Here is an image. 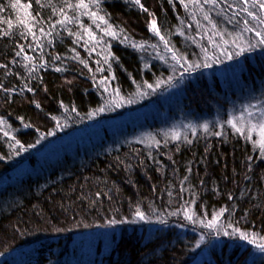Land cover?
Wrapping results in <instances>:
<instances>
[{
  "label": "trees",
  "instance_id": "trees-1",
  "mask_svg": "<svg viewBox=\"0 0 264 264\" xmlns=\"http://www.w3.org/2000/svg\"><path fill=\"white\" fill-rule=\"evenodd\" d=\"M78 3L0 0V177L35 148L32 163L0 185V195L27 186L7 210L0 208V254L42 239L69 240L115 224L119 234L113 247L103 263L96 264H187L195 253L197 231L221 210L218 224L227 232L247 234L264 244V159L253 139L224 123L228 108L217 80L198 78L185 85L188 101L183 107L189 108L187 118L218 121L221 126H208L207 131L188 128L179 139L156 135L159 130L150 128L146 142L124 135L113 148V142L99 140L90 146L102 152L78 167L57 171L43 149L48 137L98 117L95 114L107 108L112 91L118 90V97L135 98L137 90L149 84L159 82V88L167 89L175 81L177 64L199 68V60L210 52L221 58L232 52L234 58L244 49L239 61L243 59L249 69L254 62L263 68H254L249 77L242 75V91L259 77L262 84L252 89L264 95L262 51L256 47L248 51L253 37L239 44L230 37L243 34L247 13L240 8L245 5L236 0H218L216 5L204 0H141L147 9L143 11L134 0H85L87 8H76ZM247 7L255 12L250 3ZM65 16L72 22L58 23ZM153 20L163 40L150 30ZM249 25L259 28L251 19ZM219 29L227 44L215 35ZM109 30L114 35L106 34ZM173 127L184 131L183 123ZM65 156L64 151L58 154L59 159ZM14 180L19 185H7ZM137 210L145 216L142 227L160 222L166 230L142 242L139 232L130 227L139 220ZM229 245L223 242L224 251L230 253ZM249 252V247L242 249L232 264L244 263ZM43 254L38 252L37 263L47 261ZM214 256L216 264H225ZM221 256L226 257L224 252ZM248 264L264 261L254 257Z\"/></svg>",
  "mask_w": 264,
  "mask_h": 264
},
{
  "label": "rangeland",
  "instance_id": "rangeland-1",
  "mask_svg": "<svg viewBox=\"0 0 264 264\" xmlns=\"http://www.w3.org/2000/svg\"><path fill=\"white\" fill-rule=\"evenodd\" d=\"M236 1L240 2V0ZM227 8L232 9V5H227ZM254 11L258 12V16L264 17V12H260L258 6L254 8ZM246 19L250 21L251 18L246 15ZM257 30L264 32V28L259 27ZM218 32L222 35L224 34L223 30L219 29ZM240 35L241 34H236L230 37L235 39ZM242 36L243 39L249 36L250 41L251 37H253L255 42H252V44L256 45L255 47L259 51H262V60L264 61V45L258 43V38L254 33L243 32ZM208 43L210 45L213 44L210 42ZM225 49L228 50V48ZM249 50L250 47L248 51ZM244 51L238 52L242 53ZM231 53L232 52L226 55V57L221 58L219 55L210 52V54H207V58L199 60V68H195L187 63V67H184L182 62L181 65L177 64L175 69V81L171 83L173 85L167 89H161L156 87L157 84H153L152 88L143 87L141 90H137L135 98L118 97L114 94V91H112L107 108H103L104 111H98L95 114L98 117L90 119L83 124H73L71 128L66 127L61 134H54V136L44 140L43 149L48 150L45 158L53 162V164H51L53 166V171H57L67 166L75 165L78 167L86 160L102 152L103 149H96V147L90 146L99 140H103V144L113 142V148L121 144L118 140L123 139L124 135L130 136L131 140H144V142H146L152 132L150 128L159 130L156 135L159 134L164 137L172 138L171 136L173 135L181 136L185 134L186 136L184 132L188 128L196 127L200 128L199 130H204L203 125L205 124H207L209 128L210 126H221L218 121L207 123L197 121L195 118H187L189 116V108L183 107L187 105L188 101L184 86L190 82L199 81L200 79L198 78H202V81H208L210 83H214V81L217 80L219 88L223 89L222 92L224 95L222 99L226 101L228 108L227 113L222 116L224 123H227L229 120H235L237 117H242V124L246 128L248 118L244 111L245 108L255 111L251 106L256 105L257 108L264 109V95L258 94L257 89H252L262 84V80L259 77H253V80L246 86L244 91H242L243 86L240 78L242 75L249 77V72L255 71L254 68L258 71L263 67H260L254 62V66L249 69V67L244 64L243 59L239 61L242 56L240 55L241 53L239 56L236 55V52L234 58L232 57L229 59L228 57ZM205 64L209 66L205 67ZM234 91H236L237 94ZM222 92L215 94L217 95ZM117 104H119L118 107ZM216 114H218V112L216 111V107L213 106L212 115L215 116ZM254 119H258V117ZM181 123L184 125V131L181 130L179 132V129L173 126H178ZM227 125L232 128L228 123ZM238 126H240V124H238ZM244 136H246V133ZM252 139H257V136L253 134ZM255 147L264 159V154L261 153L257 146ZM34 150L35 148L32 147L28 152L24 153V159L20 163L14 162L12 164L8 174L0 177V185L5 186L3 184L7 181L6 177L10 178L9 180H13L14 175L18 173V171H21V168H24L26 165L29 166L32 163L31 154ZM63 151L66 156L59 159L58 154ZM41 166L45 168L44 163H41ZM32 171H34V168L30 167L28 173H32ZM18 181L19 180H14L7 185H19ZM25 188H27V186H17L15 187V191H11L9 194L7 193V195L1 194L0 208L2 210H7L11 205L13 197ZM210 221L212 220L204 223V228L201 227L200 232L197 231L194 247L195 253L187 264H216L214 254L221 257L225 264H232L236 255L239 254L242 249L248 247L250 252L245 258V264H248L254 257L258 258L260 262L264 261V251L257 247L259 243L253 240L252 243H249L247 240H241L240 238H238V240L228 239L232 235L240 237L241 234L237 232H227V230L218 224L219 221H216L212 227H207L206 225ZM141 223L145 222H142L141 219L132 221L130 227H134L139 232V237L144 243L146 240L155 239L156 235H160L163 230L165 231L167 226L166 224L156 222L159 223V225L147 224L142 227ZM225 233L228 234L226 235ZM118 234L119 229L113 224L75 234L69 240H60L55 237L42 239L41 241H36L1 253L0 264H40L37 263L36 259L38 252L44 253L43 255L46 257L47 261H43V264H45V262L59 263L60 261H62L63 264L103 263L104 256L111 251L114 238L117 237ZM247 237L251 240L249 235H247ZM224 241L230 242L228 248L231 249L230 253H232V256L229 255L230 253L228 251H224L226 248V246H223ZM235 247L236 250L233 251ZM222 252L225 253V258L221 256Z\"/></svg>",
  "mask_w": 264,
  "mask_h": 264
},
{
  "label": "snow or ice",
  "instance_id": "snow-or-ice-1",
  "mask_svg": "<svg viewBox=\"0 0 264 264\" xmlns=\"http://www.w3.org/2000/svg\"><path fill=\"white\" fill-rule=\"evenodd\" d=\"M92 3H98V0H91ZM134 2L139 5L143 11H147L146 8H144L143 4H141V0H134ZM205 3H208V4H212V5H216L218 0H204ZM240 3L245 5L244 7L240 8V11L241 12H244V13H247V16L251 18L252 21H255L256 22V25L260 28H264V17H260L257 15V13L253 12V11H250L249 8L247 7V5H249V3L251 4V6L253 8H256L258 6L260 12H264V0H240ZM16 5H13V7H15ZM30 6V5H29ZM69 7H72V5H69ZM76 8H87L88 7V4L85 3V0H79V3L75 5ZM239 13L238 12H233V15H238ZM91 15L96 18V13L93 12L91 13ZM206 20L208 19L207 16L204 17ZM100 21L103 23V17H99ZM72 21L70 19H68L66 16L63 20L61 21H58V23H71ZM250 24V21L248 19H245L243 21V32H252L254 33V35L258 38V43L260 45H264V32L262 31H258L256 29V27H250L249 26ZM9 27H11V25H9ZM150 30L153 31L157 36H160V29L158 28L157 26V22L155 20H153L151 22V25H150ZM28 31L31 32V27L29 26L28 27ZM6 34V33H5ZM108 35H114L113 32H111L110 30L106 33ZM34 35V34H33ZM215 35L217 36H220L221 38V42L224 43V44H227L228 43V40H225L223 35H221V33L219 32H216ZM89 36L91 39H95L94 36L91 35V33H89ZM161 40H163V36H160ZM243 39V36L242 34L240 36H237L233 41L232 43L234 44H239V42ZM213 43H215L213 41ZM218 46V45H217ZM256 45L254 44H251L249 43V47H255ZM242 51L244 49H241ZM23 51V48H21V52ZM168 51L169 52H172L173 50L171 48H168ZM223 54V53H222ZM240 53L237 52L236 55H239ZM17 55H20V53L18 52ZM174 60L177 61V63H180V59L176 56L175 53H173V57H172ZM229 59L232 58L231 55H229L228 57ZM25 59H28L27 56H25ZM107 62V61H105ZM199 65H197L198 67ZM205 67H208L209 65L208 64H205L204 65ZM57 71H60L61 69L57 68L56 69ZM147 87L149 88H152L153 85L149 84L147 85ZM156 87H159V82L157 83ZM29 91H32V89H28ZM107 90V89H106ZM117 96L119 95V91L116 90V93H115ZM37 107H40L39 104L36 105ZM119 106V104H117V107ZM252 109H255V111H252L250 110L249 108H245V113L247 114V127L245 128V126H243L242 124V117H237L235 118V120H229L227 123L229 125H231V127L237 132V133H241V134H245L246 133V139H249V140H252V137H253V134H255L257 136V139L253 140V144L255 146H257L261 153L264 154V109H260V108H257L256 105H252L251 106ZM75 109H73L74 111ZM98 111H104L103 108L99 109ZM258 117V119H254ZM0 123H3L2 121H0ZM238 124H240V126H238ZM203 128L205 131L208 130V125L205 124L203 125ZM51 133H49L50 135ZM5 135H7V133H5ZM216 135H220V133H216ZM180 137L178 135H173L172 136V139H179ZM39 142V141H37ZM188 143H191V141H187ZM158 143V142H157ZM23 148V146L21 145V149ZM223 214V210H221L220 213H217L216 216H214L212 218V221H210L206 226L207 227H212L214 225V223L216 221H218L219 219V216ZM136 216L143 220L145 219V216L142 212H140L139 210H137L136 212ZM188 219H192L191 216H188L187 217ZM226 235L228 233H225ZM240 239L241 240H247L249 243H252V240H249L247 235L245 234H241L240 235ZM258 248H260V250L264 251V244H258L257 245Z\"/></svg>",
  "mask_w": 264,
  "mask_h": 264
}]
</instances>
